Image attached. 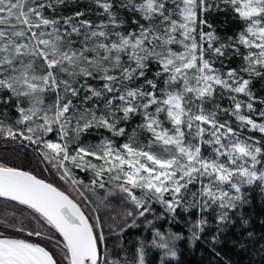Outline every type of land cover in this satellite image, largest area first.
Masks as SVG:
<instances>
[{
	"label": "snow or ice",
	"instance_id": "6c2138e0",
	"mask_svg": "<svg viewBox=\"0 0 264 264\" xmlns=\"http://www.w3.org/2000/svg\"><path fill=\"white\" fill-rule=\"evenodd\" d=\"M220 14L239 25L234 34L209 22ZM254 80L264 81V0H0V141L31 149L69 188L0 159V264H145L144 241L131 261L113 258L121 244L109 248L99 211L111 200L124 217L107 225L118 239L141 218L151 225L148 215L195 210L189 241L214 226L219 257L236 220L250 228L252 193L264 197ZM179 239L154 232L162 264ZM230 243L264 259V234Z\"/></svg>",
	"mask_w": 264,
	"mask_h": 264
},
{
	"label": "trees",
	"instance_id": "16d2710c",
	"mask_svg": "<svg viewBox=\"0 0 264 264\" xmlns=\"http://www.w3.org/2000/svg\"><path fill=\"white\" fill-rule=\"evenodd\" d=\"M85 2L86 0H80V6H85ZM76 10H79L77 5L72 4L63 9V14L70 15ZM92 19L96 20L97 18L93 15ZM209 22L213 24L218 34L222 36L232 35L239 28V25L232 20L231 16L226 14L212 15L209 18ZM237 64L238 61L230 66L236 67ZM251 90L257 97L264 98V81L254 80ZM221 103L224 107H228L229 105L227 100H223ZM256 107L259 109L261 106L256 105ZM8 114L12 120L15 119L16 114L14 111L9 110ZM136 123H138V118L128 125L129 132H131L132 127H134ZM255 135L259 136V133H255ZM84 139L85 141L95 143L98 142L99 137L89 133ZM27 152L28 155H24L22 150H14L13 145H5L3 141H0V159L7 160L10 164L22 167L24 170H32L38 177L52 182L63 190H69L68 185L60 181L58 177L44 172L43 165H39L38 167L34 163L31 149H28ZM80 178L87 181L89 177L81 173ZM103 194V190H98V195L103 196ZM2 203L4 202L0 200V204ZM121 207L122 206L116 200H111L109 207L105 208L102 206L99 210L102 219L105 221V234L109 237V248H115L117 244H121V247L116 248L119 256H114V259L127 258L131 261L136 248L140 245V241H144L145 264H162L161 256L163 255V250L151 246L154 232L160 231L165 236L169 233H176L182 237V239L174 242L177 256L175 258L166 257L163 264H229V262L230 264H264V259L258 256L251 257L244 252H239L236 247L230 243L232 240H239L240 235L248 230H255L258 234H264V224H261V221H264V197L260 196L258 192L254 191L252 193L251 203L243 209L245 218L250 220V228L243 229L239 220H236L235 227H229L227 232L220 237L222 242L215 245L216 251L220 253L219 257L215 256L214 253L210 251V237L216 232L214 226L206 227L199 240L194 242L189 241V237L192 234L189 229L191 224L197 219L195 210L190 213H181L176 221H172L168 218L154 219L152 215H148V219L153 220L151 225L147 224L146 221L141 218L136 227L127 228L118 239L108 232L107 225L112 224L113 220H115V224H123L124 217L118 215ZM159 211V206H157V213H159ZM208 220L210 224H215L213 216L209 215ZM127 222L130 224L131 219L129 218Z\"/></svg>",
	"mask_w": 264,
	"mask_h": 264
},
{
	"label": "rangeland",
	"instance_id": "374dc122",
	"mask_svg": "<svg viewBox=\"0 0 264 264\" xmlns=\"http://www.w3.org/2000/svg\"><path fill=\"white\" fill-rule=\"evenodd\" d=\"M94 22H97V23H98V22H99V20H98V19H96V20H94ZM118 142H122V141H118Z\"/></svg>",
	"mask_w": 264,
	"mask_h": 264
},
{
	"label": "water",
	"instance_id": "95a60500",
	"mask_svg": "<svg viewBox=\"0 0 264 264\" xmlns=\"http://www.w3.org/2000/svg\"><path fill=\"white\" fill-rule=\"evenodd\" d=\"M0 200H2V198H0Z\"/></svg>",
	"mask_w": 264,
	"mask_h": 264
}]
</instances>
